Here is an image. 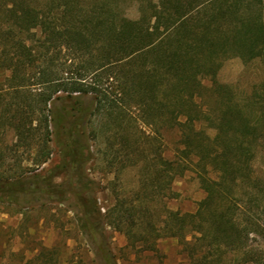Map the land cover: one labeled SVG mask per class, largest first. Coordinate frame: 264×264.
Here are the masks:
<instances>
[{
    "label": "trees",
    "instance_id": "16d2710c",
    "mask_svg": "<svg viewBox=\"0 0 264 264\" xmlns=\"http://www.w3.org/2000/svg\"><path fill=\"white\" fill-rule=\"evenodd\" d=\"M261 4L263 0H160L142 5L140 17L130 19L93 0H0V71L10 72L7 87L0 81V132L10 131L16 139L12 145L0 142V151L24 148L41 166L54 153L55 135L84 134L78 121L86 118L105 119L97 134L112 122L111 148L123 151L136 166L139 157L145 159L136 192L140 205L155 188L163 198L171 197L173 181L190 168L206 192L194 213L163 204L159 221L150 215L155 208L151 202L139 208L135 199L129 205L120 201L110 212L111 217L116 213L112 224L127 222L128 238L140 233L136 240L150 244L162 237L180 238L192 261L221 263L226 252L246 247L252 211L264 198V181L252 166L257 145L264 141V96L255 91L244 103L217 75L233 57L264 65ZM63 51L66 59L58 63ZM205 78L213 82V96L203 105L197 99L206 89ZM84 96H91L92 106L82 107ZM63 98L71 100V111L54 107ZM163 128L179 132L174 159L163 154ZM87 150L67 147L60 167L84 162ZM248 185L251 192L244 189ZM83 189L90 192L92 186L85 182ZM46 192L26 173L11 178L0 173V202L28 208L32 198ZM239 193L249 196L246 225L238 219L244 209ZM82 202V229L99 230L101 222L94 219L103 216L97 197ZM137 209L148 214L145 219ZM139 218L147 228L136 233ZM188 234L192 240H186Z\"/></svg>",
    "mask_w": 264,
    "mask_h": 264
},
{
    "label": "rangeland",
    "instance_id": "374dc122",
    "mask_svg": "<svg viewBox=\"0 0 264 264\" xmlns=\"http://www.w3.org/2000/svg\"><path fill=\"white\" fill-rule=\"evenodd\" d=\"M93 1L107 3L118 11L120 17L138 19L142 5L148 2L159 3L160 0ZM260 8L264 20V0ZM37 44L33 42V45ZM67 54L68 52L63 51L64 57L57 62H64ZM78 62L79 60L76 61ZM9 76V71H0L3 85ZM217 80L221 84L229 85L236 97L244 103L250 102L255 91L264 96V65L258 59L244 62L239 57H233L226 60L218 72ZM203 85L206 89L197 100L204 105L212 100L213 93L210 90L213 82L210 78H205ZM92 102L91 96L81 99L83 108L92 106ZM71 105V100L63 98L57 100L54 107L59 111H71ZM203 108L206 109L205 106ZM70 120L71 118L67 121L68 128L72 125ZM101 122H105V119L100 116L92 118L91 122L86 118L78 121L84 134L70 137L68 132H61L55 135L52 143L54 153L41 166L33 163L34 153L24 148H3L0 151V173H3L4 178L26 173L31 180L38 179L47 191L39 198H32L28 208L0 202V264H202L189 258L180 238L162 237L153 244L136 240L140 235L138 232L147 228L141 221L148 214L139 212V209L137 216L142 219L139 218V228L135 229L138 233L136 238H128L127 222L121 227L112 224L116 213L111 217L110 212L120 201H127L126 205H129L135 199L139 208L150 205L151 202V206L155 208L150 215H153V221H159L163 217V204L175 211L194 213L198 203L206 197V192L201 187L198 174L190 168L173 181L171 197L163 198L155 188L143 198L145 201L140 205L136 192L140 188L139 167L145 163V159L139 157L142 160L136 166L123 151L119 152L114 147L112 149V122H107L108 126L105 125L103 133L97 134L95 130ZM130 127L129 131H133V127ZM161 132L163 154L168 159H174L179 132L177 129L168 128H163ZM208 133L213 135L214 131L209 130ZM15 140L12 132H0V142L12 145ZM79 145L82 149H89L86 160L71 164L67 168L60 167L66 158L64 150ZM257 153L252 166L254 174L264 181V141L257 145ZM157 169H160L159 165ZM85 182L91 184L92 191H84ZM244 189L252 191L251 185ZM94 196L97 197L103 219H94V223L101 222L99 230L84 231L79 222V218L84 220L82 201L91 200ZM239 197L243 199L240 203L244 209L241 208L242 212H238V219L246 225L250 216L243 213L247 210L248 205L245 206V202L249 196L239 193ZM260 201L259 207L252 211L255 219L251 224L252 232L248 235L246 247L226 252L222 255L221 263L217 264H255L259 259L264 261V198ZM133 240H136L135 245ZM186 240H192V235L188 234Z\"/></svg>",
    "mask_w": 264,
    "mask_h": 264
}]
</instances>
